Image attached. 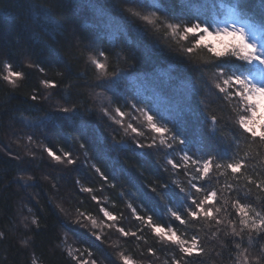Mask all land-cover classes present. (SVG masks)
<instances>
[{"label": "trees", "instance_id": "1", "mask_svg": "<svg viewBox=\"0 0 264 264\" xmlns=\"http://www.w3.org/2000/svg\"><path fill=\"white\" fill-rule=\"evenodd\" d=\"M260 12V0H192L185 11L158 8L153 0H0V264H123L121 256L133 264H172L178 248L162 242L142 215L180 236L195 234L204 253L193 256V264H241L245 255L254 264L264 241H249L251 229L242 233L239 253L227 241L233 239L230 220L241 230L232 207L238 198L253 214H264V186L257 187L264 181V144L241 135L234 106L210 85L208 68L216 65H204L209 57L203 52L193 61L180 54V42L164 32V17L213 27L236 13L264 35ZM97 59L119 75L101 76ZM216 64L230 74L245 67L235 58ZM7 65L13 75L23 74L15 86L3 79ZM170 74V88L149 87ZM104 91L113 109L118 104L131 112L129 100L144 106L185 145L139 149L122 129L116 136L119 126L99 112ZM62 107L76 111L66 114ZM177 108L189 111L187 127L176 119ZM204 112L216 113L221 123L207 126ZM131 116L125 123L148 136L143 118ZM213 128L216 138L202 142ZM123 140L126 146L116 153ZM183 151L216 155L222 165L231 157L244 161L239 175L221 167L211 180L198 181L218 190L215 207L223 209L218 218L225 226L211 219L178 226L171 216L190 206L189 194L175 186L188 191L190 175L165 171L167 160ZM157 183L165 185L159 195L150 192Z\"/></svg>", "mask_w": 264, "mask_h": 264}, {"label": "snow or ice", "instance_id": "2", "mask_svg": "<svg viewBox=\"0 0 264 264\" xmlns=\"http://www.w3.org/2000/svg\"><path fill=\"white\" fill-rule=\"evenodd\" d=\"M156 7H173L181 11L188 10L192 6V0H171L168 3L167 0H153ZM261 19H264V0H260ZM157 12V11H156ZM144 20H148V16H144ZM164 20L168 21L164 32H170L172 36L176 37L179 44V53L187 57L189 60L193 59L201 52L209 57V63L204 65H216L215 67L208 68L212 73L211 87L215 90L218 99L224 101L227 105H233L235 108L236 119L234 120V126L241 130V135L246 139H251L252 142L259 141L264 144V47H259L254 41L249 42L245 29L243 27H236L235 24L231 26H213L209 27L207 24H202L199 21L191 24L183 22H171L166 17ZM150 22V21H149ZM164 21H160L163 24ZM107 55V53H104ZM226 58H235L236 61L243 62L245 67L238 69L239 74L229 73L222 65H217L216 62L222 61ZM95 68L101 70L100 75L108 78H115L119 73L109 74L105 71L106 65L101 63L98 59L93 61ZM199 65V64H198ZM203 70V69H202ZM22 73L16 72L13 75L11 65H7V73L3 75V79L16 85L17 80L22 77ZM104 80V79H101ZM174 80L171 79V74L168 81L160 80L158 82H151L149 87L155 91L156 89L170 88L173 86ZM107 91L98 94L104 98V103L100 105V114L107 119L114 121V124L119 129L116 136L121 135V129L126 135L127 139H131L137 148H160V149H178L185 145V139L177 135L173 128L169 125L158 123L155 116L151 114L144 106L137 105L129 100V109L131 112H136L139 117L143 118L144 124L147 125L149 130L148 136L145 131L140 127L135 126L134 122L125 123V117L131 120V112H126L120 105L113 109L111 106L114 102L108 100L106 97ZM62 110L66 114H70L76 111V108H63ZM184 109H176V119L182 126L187 127V122L184 121ZM206 117L207 126L209 123L213 125H219L221 118L212 113L209 117L204 112ZM86 127V126H85ZM154 134V135H153ZM113 143H116L114 137H110ZM151 140L150 143L145 144L144 139ZM216 138V130L213 128L208 131L206 135H202L200 140L202 142H208L209 139L214 140ZM126 140L119 141L118 146L115 149L116 153H119L126 146ZM216 155H209L207 158L194 157L189 152L183 151L178 155V159H168L167 165L170 166V170L165 168L167 173L170 171H176L178 174H188L190 179L187 181V189L175 185L173 181L170 182L176 186L180 193H188V199L190 206L185 208V213L182 215L177 210L171 211V216L174 221L178 222V226H184L199 222L201 219H211L215 224L225 226V221L222 218H218V214L223 211L222 208L215 207L220 201L218 199V190L213 186L205 188L198 183V181L208 178L211 180V174L214 170H219L221 167L226 170H231L233 175H239L245 168V163L241 159H235L231 157L226 164L217 163ZM74 163V161H70ZM251 183L255 184L256 181L252 180ZM160 183L155 184L150 192L157 193L159 187H164ZM264 186V181H261L257 187ZM89 189H85L88 191ZM176 195V194H174ZM236 209L234 215L238 216V224L241 226V230L237 231L235 222L232 223V230L229 234L233 239L227 241V243L234 245L233 250L239 251L244 243L242 233L245 230L251 229L249 234V241L253 238L264 241V214L261 212H254L249 210L247 204L242 203L238 198L232 205ZM149 224L156 236L164 242L166 245H175L178 248L177 258L172 260V264H193V256L199 258L204 253L202 244L198 241L197 236L193 234L190 239H186L180 236L177 230L173 227L162 226L157 224L152 215H142ZM114 218V217H113ZM140 217H138L139 219ZM187 218V219H186ZM93 223H95L93 221ZM222 230V229H221ZM125 235H127L126 230ZM133 237L136 233H132ZM3 234L0 233V238ZM235 237H241L240 240H235ZM151 252L152 249L150 248ZM246 251V250H245ZM123 264H133L125 256H121ZM202 261V260H200ZM86 264V262H83ZM241 264H253V261L245 255L241 260ZM254 264H264V245H260L257 252V257Z\"/></svg>", "mask_w": 264, "mask_h": 264}, {"label": "rangeland", "instance_id": "3", "mask_svg": "<svg viewBox=\"0 0 264 264\" xmlns=\"http://www.w3.org/2000/svg\"><path fill=\"white\" fill-rule=\"evenodd\" d=\"M230 13V12H229ZM231 16H227L225 19L221 20L220 23L215 24L213 26H231L232 24H235L236 27H243L245 29V32L247 34L249 42H255L259 47H264V35L261 34L257 29L253 27H248V20L244 21L242 20L236 13L230 14ZM264 111V109H262ZM163 226V225H162ZM181 236L190 239L189 236L185 235L183 232L181 233Z\"/></svg>", "mask_w": 264, "mask_h": 264}]
</instances>
